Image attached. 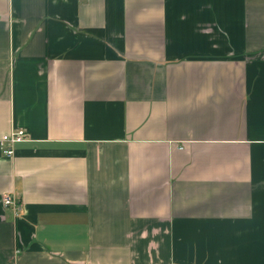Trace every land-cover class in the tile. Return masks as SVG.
Wrapping results in <instances>:
<instances>
[{
	"label": "crops",
	"instance_id": "0c3cea01",
	"mask_svg": "<svg viewBox=\"0 0 264 264\" xmlns=\"http://www.w3.org/2000/svg\"><path fill=\"white\" fill-rule=\"evenodd\" d=\"M0 264H264V0H0Z\"/></svg>",
	"mask_w": 264,
	"mask_h": 264
},
{
	"label": "built area",
	"instance_id": "2783aa9c",
	"mask_svg": "<svg viewBox=\"0 0 264 264\" xmlns=\"http://www.w3.org/2000/svg\"><path fill=\"white\" fill-rule=\"evenodd\" d=\"M27 139L25 130H15L11 134L4 136L1 144L3 153L7 157H12L15 153V145ZM6 209L13 210L14 216L20 217L22 214V204L15 195L7 194L3 198Z\"/></svg>",
	"mask_w": 264,
	"mask_h": 264
}]
</instances>
